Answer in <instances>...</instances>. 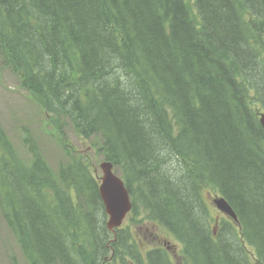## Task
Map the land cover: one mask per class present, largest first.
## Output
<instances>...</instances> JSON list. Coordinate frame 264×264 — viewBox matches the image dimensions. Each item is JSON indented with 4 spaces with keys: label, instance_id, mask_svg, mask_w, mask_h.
<instances>
[{
    "label": "trees",
    "instance_id": "1",
    "mask_svg": "<svg viewBox=\"0 0 264 264\" xmlns=\"http://www.w3.org/2000/svg\"><path fill=\"white\" fill-rule=\"evenodd\" d=\"M0 55L188 263L264 264V0H0ZM22 144L0 126V227L27 264H171L107 228L89 158L61 143L54 169Z\"/></svg>",
    "mask_w": 264,
    "mask_h": 264
},
{
    "label": "rangeland",
    "instance_id": "2",
    "mask_svg": "<svg viewBox=\"0 0 264 264\" xmlns=\"http://www.w3.org/2000/svg\"><path fill=\"white\" fill-rule=\"evenodd\" d=\"M118 74H121L123 81L122 70H118ZM48 116H50L49 113L43 111L32 101L27 90L22 87L19 76L6 67L0 55V126L14 146L18 156L22 160L27 157V150L22 144V139L26 135L30 136L37 142L41 152L46 156L52 168L55 169L63 156L60 144L65 143L68 145V149L89 158L95 175L101 178L100 164L103 163V160L97 157L91 160L90 142L80 139L67 125L65 128H60L63 140L59 142L56 136L58 128L52 121L46 120ZM204 194L211 213L209 214L210 220L217 222L226 219L227 216H224L213 203L217 195L208 189ZM154 224L143 214H129L121 226L129 232L131 240L142 255L148 248H160L161 244L165 243L166 247H163L162 251L171 261V264H184L186 260L183 257L182 244L164 227L156 224L157 228ZM176 249L178 250L177 254H174L173 251ZM14 263L27 264L13 238L4 228L0 227V264Z\"/></svg>",
    "mask_w": 264,
    "mask_h": 264
},
{
    "label": "water",
    "instance_id": "3",
    "mask_svg": "<svg viewBox=\"0 0 264 264\" xmlns=\"http://www.w3.org/2000/svg\"><path fill=\"white\" fill-rule=\"evenodd\" d=\"M260 123L264 132V117L260 120ZM100 168L102 177L98 190L105 212L108 215L107 227L108 229L119 228L126 214L131 209L130 196L122 180L112 172L110 163H102ZM214 203L220 211L236 221L233 210L223 198L214 200Z\"/></svg>",
    "mask_w": 264,
    "mask_h": 264
},
{
    "label": "flooded vegetation",
    "instance_id": "4",
    "mask_svg": "<svg viewBox=\"0 0 264 264\" xmlns=\"http://www.w3.org/2000/svg\"><path fill=\"white\" fill-rule=\"evenodd\" d=\"M161 245H163V243H162ZM177 251H178V250L176 249V250L173 251V253H174V254H177Z\"/></svg>",
    "mask_w": 264,
    "mask_h": 264
},
{
    "label": "bare ground",
    "instance_id": "5",
    "mask_svg": "<svg viewBox=\"0 0 264 264\" xmlns=\"http://www.w3.org/2000/svg\"><path fill=\"white\" fill-rule=\"evenodd\" d=\"M91 217V216H90ZM57 229V228H56ZM233 238V237H232ZM99 240V239H98ZM65 241V240H64ZM101 241V240H100ZM116 246V245H115ZM105 250V249H104ZM117 252V251H116ZM81 263V262H80Z\"/></svg>",
    "mask_w": 264,
    "mask_h": 264
}]
</instances>
